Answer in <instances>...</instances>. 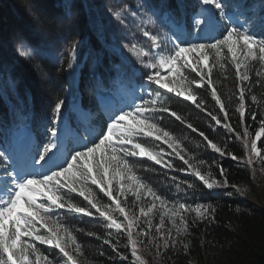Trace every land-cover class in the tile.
Returning a JSON list of instances; mask_svg holds the SVG:
<instances>
[{"label":"snow or ice","instance_id":"6c2138e0","mask_svg":"<svg viewBox=\"0 0 264 264\" xmlns=\"http://www.w3.org/2000/svg\"><path fill=\"white\" fill-rule=\"evenodd\" d=\"M199 3L207 7L192 18V27L197 31H217L218 36L212 42L186 43L179 37L162 39L142 29L143 35L151 41V49L161 51L151 53L136 43L125 44V48L137 57H149L147 60H138L143 67L152 70L145 75L149 85H156L158 89L183 97L202 111L206 101L195 89L206 87L210 89L211 98L227 120L228 112L212 79L213 70L219 67L227 78L226 61L230 57L240 85L249 82L250 62L259 61L264 64V39H258L243 24H233L224 0H199ZM109 11L112 12V9ZM113 15L120 19L117 13L113 12ZM225 21L228 22L226 25ZM123 22L121 19V23ZM167 40H171L173 47L165 54L162 49L167 47ZM17 52L21 57H30L34 50L25 46L18 48ZM191 73L195 75L192 76ZM150 97L128 110L111 112L98 131L86 130L84 140L89 143L79 149L70 152L64 149L60 130L50 127L48 132L51 135L46 143L35 147L26 144L20 149L18 157L0 151V163L5 165V178L0 180V264H84L80 259L85 255L81 244L65 223L58 217L54 218L52 213L55 209H66L84 216L94 215V209L95 213L108 222L109 229L126 235V246L136 264H146L141 252L149 245L155 248L157 257L178 245L188 249V245L183 242V237L189 231L185 213L194 211L196 218L200 220L215 209L206 205L192 208L183 202L169 204L137 174V164L130 158H146L161 167L174 168L175 165L165 160L167 153L164 148L150 143L148 138H151L161 145H167L188 165L205 188L213 189L221 184L228 186V181L225 179L221 182L212 178L210 173H202L189 159L184 158L180 139L161 126L156 113H168L181 123L185 122L184 118L166 106V100L160 91L150 93ZM251 99L253 102L257 101L255 95ZM238 101L236 111L240 113L243 124L245 88L242 86L239 87ZM63 103L62 100L55 103L53 112L56 119L53 124L60 116ZM209 115L217 125L221 124L217 115ZM255 118L253 113V119ZM223 126L232 130L230 124ZM187 127L193 132L197 131L191 124ZM200 135L207 141L209 148L221 155L225 154L203 132ZM262 136L264 120L260 122L255 138H250L247 127L240 137L248 150L250 165L253 157L264 161V152L257 147V140ZM232 158L237 159L235 156ZM200 163L203 164L204 161ZM9 167L11 171L8 170ZM223 174L221 169V175ZM93 185L111 203L103 202L93 190ZM188 187L193 185L188 184ZM71 194L81 197L87 206L77 203ZM129 195L134 197L131 202ZM157 214L159 222L154 223ZM104 243L110 242L105 240ZM38 244L58 250V254H62L61 258L41 252ZM113 251L117 249L113 247Z\"/></svg>","mask_w":264,"mask_h":264},{"label":"trees","instance_id":"16d2710c","mask_svg":"<svg viewBox=\"0 0 264 264\" xmlns=\"http://www.w3.org/2000/svg\"><path fill=\"white\" fill-rule=\"evenodd\" d=\"M176 1L166 0L167 3L172 4ZM255 1L224 0L228 8L234 6L231 10H236L233 12L247 21V30L252 31L258 39H264V19L259 16L256 22L248 23L251 19L250 15L253 16ZM263 4L264 0L260 3L257 0L256 6L262 7ZM25 7L34 13L35 19L38 18L39 31L36 35L33 32L34 27L29 26L25 17L28 13ZM0 11L3 14L0 16V61L4 60V65L12 67L17 79L18 94L26 106L24 112L19 111L11 102L0 78L1 132L14 124H25V121H29L35 130L39 129L43 132L53 123L55 103L62 100L64 103L61 111L65 110V98L72 93V90L68 89L66 63L57 65L48 57L37 53L30 57H21L15 53L13 43L19 42L21 36L37 48L48 43L54 46L71 43L80 50L79 58L85 52L86 58L81 70L88 87L99 84L104 85L98 87L106 86L114 77L112 71L117 68L116 64L124 70L128 69L108 46L100 16L91 0H84L80 11L74 12L73 6V11L70 13L66 10L63 0H24L22 6L18 5L16 0H0ZM247 13L249 14L246 16ZM11 26L16 27L14 40L8 36ZM52 38L56 39L55 42ZM226 63L227 78L217 67L213 70L212 79L228 112L227 120L211 98L210 89L206 87L195 89L206 101L202 111L191 101L153 86V92L160 91L164 96L166 106L184 118L185 122L181 123L168 113H156L161 126L180 139L184 158L189 159L202 173H210L212 178L221 182L226 179L228 186L221 184L213 189L205 188L203 182L192 174L188 165H185L167 145H161L160 142L148 138L150 143L164 148L167 153L165 160L170 161L175 167L169 169L146 158H130L136 162L137 174L145 183L152 186L169 204L183 202L192 208L196 205H206L215 211L200 220L196 218L194 211L185 213L189 222V231L183 237V242L188 245V249L185 250L178 245L175 249H168L157 257L155 248L149 245L141 252L146 264H264V161L253 157L250 165L248 150L245 149L244 142L240 138L245 127L249 131L250 138H255L260 122L264 120V64L251 61L250 81L240 85L230 57ZM96 70H99V78L96 77ZM185 71L189 72L188 69ZM91 73L93 75H90ZM191 75L195 74L191 73ZM127 76L134 74L126 71ZM135 77L140 78L138 75ZM240 86L245 88L243 124L240 113L236 111ZM253 95L257 97L256 102L251 99ZM150 98L149 95L147 99ZM83 103L91 106L93 101L85 97ZM209 113L217 115L221 124L217 125ZM188 124L197 131L193 132L187 127ZM224 124H230L232 130L225 128ZM200 132L217 143L225 154L221 155L209 148ZM257 147L264 152V136L257 140ZM233 156L237 159H233ZM200 161L204 163L201 164ZM188 184H192L193 187H188ZM92 188L103 202L111 203L94 185ZM237 188L240 190L238 191ZM71 195L77 203L87 206L81 197ZM128 199L131 202L134 197L129 195ZM92 212L94 215L84 216L68 212L66 209H55L52 215L54 218L58 217L76 235L85 253L80 258L84 264H136L130 249L126 246V235L118 234L115 229H109L108 222L95 213L94 209ZM120 219L122 220L123 217ZM158 222L157 214L154 223ZM153 234H155L154 229ZM105 240L110 243L105 244ZM37 246L41 252L50 256L56 255L58 259L62 256L58 254V250L50 246L39 244ZM113 247L117 251H113Z\"/></svg>","mask_w":264,"mask_h":264},{"label":"rangeland","instance_id":"374dc122","mask_svg":"<svg viewBox=\"0 0 264 264\" xmlns=\"http://www.w3.org/2000/svg\"><path fill=\"white\" fill-rule=\"evenodd\" d=\"M17 4L22 6L24 5V0H16ZM83 0H63V3L66 5V9L68 12L73 11L74 6V12L80 11L83 3ZM96 8V11L100 15L101 24L103 25L104 31H105V40L113 47L115 51H117L118 55L121 57L124 55V60L126 61V65L129 66V70L132 72H135L139 75H144L145 83L138 84L134 79H131L132 82L129 84L127 81L124 80V90L128 89L130 95L133 94V91L135 93H139V99L138 101L141 102L145 98L146 93H150L149 87H147L148 83L146 81L145 75L146 73L151 72V69H146L143 67L141 63L138 62V60L143 59L147 60L149 57H137L136 55L130 53L125 48V44H131L136 43L139 47L144 48L145 50L150 51L151 53H156L161 50L159 49H151V41L148 37L143 35V30L148 31L150 34L158 35L162 39L165 37H169L172 39H175L176 35L172 33L175 26V33L178 34L177 37L180 38L181 41H184L186 43H203L205 42H212L211 40H208L207 35H217V31H197L195 28L192 27V18L201 11V9L207 7L199 3V0H187L186 1V12L190 13L193 8L196 7V12L192 14L191 19L186 15V17L190 21V28L192 31H194V34L192 37L187 40L182 35L181 32L184 31L186 34L189 24L187 23L186 27L184 23H180L179 25H173V22L170 20V17L167 15L166 12L162 9V1L161 0H91ZM258 2H262V0H258ZM81 4V5H80ZM257 0L254 3V10H253V16L250 18L248 23L256 22L257 18L261 16L264 19V4L262 7L256 6ZM28 6V5H27ZM26 6V7H27ZM25 7V8H26ZM109 9H112V12L109 11ZM227 10V9H226ZM25 17L28 20L29 26L34 27L33 32L35 35L38 33L39 29L37 27L38 24V18L35 19L34 13L30 10L28 11L26 8ZM113 12L117 13L120 19H118L116 16L113 15ZM69 14V13H68ZM227 14L229 16V13L227 11ZM249 13L246 14V16ZM2 12L0 11V16H2ZM121 19L124 21L121 23ZM153 21L152 23H148L147 21ZM231 22L233 24L240 23L243 25H247V21H244V19L238 20V22H233L231 18ZM34 23V25H33ZM228 23L227 21L224 22ZM177 26V27H176ZM248 27V26H247ZM132 30V31H129ZM15 30L16 27L11 26L8 31V36L10 39H15ZM247 30V28H246ZM181 36V37H180ZM52 40L55 42L56 39L52 38ZM167 44V47H164L162 50L165 54H167L168 49L173 47V44L171 40L165 41ZM59 44V43H58ZM15 53L18 54L17 49L20 47L30 46L34 53L36 51H39L41 55L48 56L55 62H64L65 59L70 62V65H78L79 62L76 60V58L79 56V50L75 48V46L69 44H59V46H54L53 44H46L41 46L39 49H37L35 46L31 45L30 43H27L24 38L21 36L20 41L17 43H13ZM33 53V54H34ZM32 54V55H33ZM31 55V56H32ZM194 55V54H193ZM1 58V57H0ZM4 60L0 61V75L4 80V83L8 89V91L11 93V102L14 103L17 108L20 111L24 110V104L22 102V99L19 98L16 91V84L15 79L13 77L12 67L7 65L6 67L3 66ZM78 73V72H77ZM76 73V74H77ZM118 74H121L119 71ZM77 76H76V82H77ZM122 84V81L119 85ZM128 85V87L126 86ZM143 92L144 97H143ZM121 92H119L116 95V100L113 101L112 106H115L117 109H119V101L122 99ZM128 108L134 106L135 104L132 103V101H129L127 104ZM127 108V109H128ZM126 109V110H127ZM59 124H63V120L61 117L57 119ZM21 129V130H19ZM18 138H13V141L15 144H25L26 139L22 140V138H19L22 134L24 136L25 134H28L30 136V127L29 125H22L18 128ZM29 139L27 141H31L32 138L28 137ZM48 140V139H47ZM25 141V143H24ZM80 142L79 139H76L74 141L75 145H78ZM85 144V143H84ZM84 144L81 146H78L77 149L81 148ZM20 147H18L15 150V153H12V149L10 148L7 153L9 154H15L17 157L20 154ZM0 151H4L0 149ZM11 168V167H9ZM0 180H3L0 178ZM261 202V201H260ZM39 248V247H38Z\"/></svg>","mask_w":264,"mask_h":264},{"label":"bare ground","instance_id":"6f19581e","mask_svg":"<svg viewBox=\"0 0 264 264\" xmlns=\"http://www.w3.org/2000/svg\"><path fill=\"white\" fill-rule=\"evenodd\" d=\"M16 136H18V134H16ZM31 138H32V137H31ZM28 139H29V138L26 139V142H29V141H27Z\"/></svg>","mask_w":264,"mask_h":264}]
</instances>
